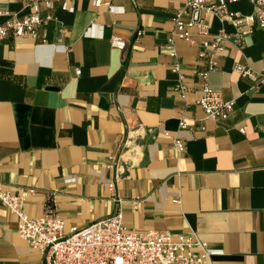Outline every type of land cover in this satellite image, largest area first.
<instances>
[{"label": "crops", "instance_id": "obj_1", "mask_svg": "<svg viewBox=\"0 0 264 264\" xmlns=\"http://www.w3.org/2000/svg\"><path fill=\"white\" fill-rule=\"evenodd\" d=\"M27 2L0 7L20 17ZM183 2L118 0L122 11L110 13L91 0H71L72 12L55 1V20L35 36L0 41V190L32 188L23 211L53 213L65 229L120 211L127 231L194 234L216 250L212 264H264V87L235 70L248 66L260 78L264 28L242 36L239 47L225 42L216 55L207 82L233 110L205 118L196 101L206 59L197 44L167 42ZM227 9L249 14L254 5L238 0ZM205 19L211 33L235 32L211 14ZM111 36L125 48L112 47ZM171 50L191 88L184 96L172 89ZM181 117L189 128H178ZM0 264H43L1 203Z\"/></svg>", "mask_w": 264, "mask_h": 264}, {"label": "built area", "instance_id": "obj_2", "mask_svg": "<svg viewBox=\"0 0 264 264\" xmlns=\"http://www.w3.org/2000/svg\"><path fill=\"white\" fill-rule=\"evenodd\" d=\"M55 1L60 2L61 9L73 11L71 0H28L26 7L29 11L20 17L0 7V41L9 34L16 38L35 36L45 22L55 20L50 12ZM116 1L118 0H91V3L95 8L115 13L122 11V7L115 4ZM236 1L238 0H184L172 18L173 28L167 37L170 45L175 40H183L199 46L197 55L205 58L207 63L206 69L200 73L202 94L196 103L205 118L212 120H223L233 110V100L222 99L220 92L207 82L209 72L218 66L216 55L223 50L225 42L239 47L242 36L252 33L256 28H264V0H247L254 5L249 14L227 9L228 3ZM41 3L47 9L45 14L40 13ZM205 14L215 16L221 23L231 24L235 32L231 34L221 28L211 33ZM90 30L91 26L85 33L89 34ZM141 33V30L137 31V35ZM42 42L45 43L46 39L42 38ZM110 45L123 50L126 41L111 36ZM65 48L61 46V49ZM169 55L173 59L171 71L176 74L172 89L184 96L191 88L185 83L177 54L171 50ZM235 70L240 76L258 81L264 87V72L258 79L257 73L248 66L237 64ZM76 73H79V69H76ZM178 128H189L183 117L178 121ZM239 131L243 133L244 129L239 128ZM164 133L169 135L168 131ZM172 141L178 152L184 151L182 138L173 135ZM108 188L112 191L113 183H109ZM33 191L32 188H26L19 194H11L0 190V203L16 215L19 238L41 252L43 264H212L211 256L216 250L194 234L174 236L167 230L155 229L127 231L120 211L86 225H71L67 229L62 218L53 213L30 217L23 211L22 201ZM172 202L177 203L178 199Z\"/></svg>", "mask_w": 264, "mask_h": 264}]
</instances>
